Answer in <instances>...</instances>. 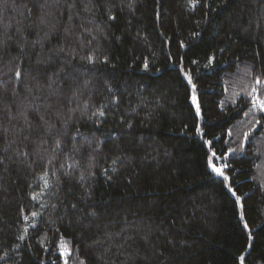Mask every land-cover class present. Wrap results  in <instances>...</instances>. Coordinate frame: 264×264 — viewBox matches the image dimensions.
Masks as SVG:
<instances>
[{
  "label": "trees",
  "instance_id": "16d2710c",
  "mask_svg": "<svg viewBox=\"0 0 264 264\" xmlns=\"http://www.w3.org/2000/svg\"><path fill=\"white\" fill-rule=\"evenodd\" d=\"M253 95L264 0H0V264H264Z\"/></svg>",
  "mask_w": 264,
  "mask_h": 264
},
{
  "label": "snow or ice",
  "instance_id": "6c2138e0",
  "mask_svg": "<svg viewBox=\"0 0 264 264\" xmlns=\"http://www.w3.org/2000/svg\"><path fill=\"white\" fill-rule=\"evenodd\" d=\"M110 18H112V17H110ZM182 46H183V45H182ZM88 59L91 60V57H89ZM16 75H17V77H19V76H20V72L17 71ZM256 83H257V84H260V83H261V80L258 78L257 81H256ZM256 91H257L256 88H253V89H252V92H253V93H255ZM252 100H253V107H254V108H257V107H258L259 110H260L261 112H264V99H259L257 96L253 95V96H252ZM193 103H196V99H195V97H193ZM197 113H199V108H197ZM100 115H103V113L101 112ZM257 123H259V121H257ZM245 135L247 136V133H246ZM213 171L217 172V173L220 174V175H223V173L220 172V170L217 169V168H213ZM225 179H227V177H225ZM233 195H235L234 192H233ZM236 199H237V203H239V199H240V198L237 197ZM33 215H35V214H33ZM242 218H243V217H242ZM25 219H27V217H25ZM245 227L247 228V225H246V224H245ZM21 238H22V237H21ZM242 259H243V258H242Z\"/></svg>",
  "mask_w": 264,
  "mask_h": 264
},
{
  "label": "rangeland",
  "instance_id": "374dc122",
  "mask_svg": "<svg viewBox=\"0 0 264 264\" xmlns=\"http://www.w3.org/2000/svg\"><path fill=\"white\" fill-rule=\"evenodd\" d=\"M193 97H194V96L191 97V102H192V103H193ZM193 104H194L195 106H197L196 103H193Z\"/></svg>",
  "mask_w": 264,
  "mask_h": 264
}]
</instances>
